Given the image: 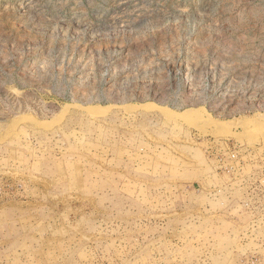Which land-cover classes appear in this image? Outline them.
Listing matches in <instances>:
<instances>
[{
  "label": "rangeland",
  "instance_id": "rangeland-1",
  "mask_svg": "<svg viewBox=\"0 0 264 264\" xmlns=\"http://www.w3.org/2000/svg\"><path fill=\"white\" fill-rule=\"evenodd\" d=\"M0 264H264V0H0Z\"/></svg>",
  "mask_w": 264,
  "mask_h": 264
},
{
  "label": "bare ground",
  "instance_id": "bare-ground-1",
  "mask_svg": "<svg viewBox=\"0 0 264 264\" xmlns=\"http://www.w3.org/2000/svg\"><path fill=\"white\" fill-rule=\"evenodd\" d=\"M135 107V106H134ZM138 109L140 110H150V111H158L162 116H164L166 119H172L174 116V112H172L170 109L168 108H162V107H158L156 105L153 104H144V105H140L137 106ZM193 110H188L186 111L184 114H182L181 116H178L181 119H190L193 115L192 113ZM87 112L89 114H95L98 113V110L94 109V108H87ZM176 117V118H178ZM199 119V118H198ZM202 124L207 127L208 129H210L213 134L219 133V132H225V130H227V123H221L218 122L217 120H215L210 114H207L206 117H202L201 119ZM201 124V125H202ZM242 124V123H240ZM244 124L248 125V126H252L253 125V129L251 130L252 135H257L262 133V129L260 128V126L256 123V121L254 120H249V121H244Z\"/></svg>",
  "mask_w": 264,
  "mask_h": 264
}]
</instances>
